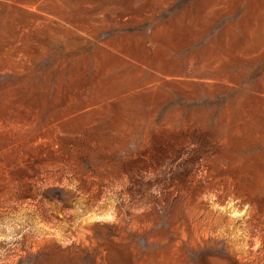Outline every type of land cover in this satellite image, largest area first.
I'll use <instances>...</instances> for the list:
<instances>
[{
	"label": "rangeland",
	"instance_id": "obj_1",
	"mask_svg": "<svg viewBox=\"0 0 264 264\" xmlns=\"http://www.w3.org/2000/svg\"><path fill=\"white\" fill-rule=\"evenodd\" d=\"M0 264H264V0H0Z\"/></svg>",
	"mask_w": 264,
	"mask_h": 264
}]
</instances>
